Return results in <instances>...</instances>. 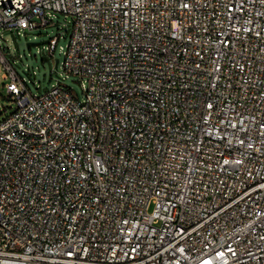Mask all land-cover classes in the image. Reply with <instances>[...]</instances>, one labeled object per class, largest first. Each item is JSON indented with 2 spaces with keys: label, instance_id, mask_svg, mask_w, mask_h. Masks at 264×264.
I'll return each mask as SVG.
<instances>
[{
  "label": "built area",
  "instance_id": "1",
  "mask_svg": "<svg viewBox=\"0 0 264 264\" xmlns=\"http://www.w3.org/2000/svg\"><path fill=\"white\" fill-rule=\"evenodd\" d=\"M54 13L85 97L5 65L0 264H264V0H0V38Z\"/></svg>",
  "mask_w": 264,
  "mask_h": 264
},
{
  "label": "rangeland",
  "instance_id": "2",
  "mask_svg": "<svg viewBox=\"0 0 264 264\" xmlns=\"http://www.w3.org/2000/svg\"><path fill=\"white\" fill-rule=\"evenodd\" d=\"M70 17L54 13L53 25L26 31L22 35L13 32H3L0 38L2 53L5 55V64L0 63V122L4 121L15 111V103L8 96L5 84V65L11 64L22 77L28 90L33 95H41L54 85L61 83L68 86L80 100L85 97L82 78L69 74L64 68L65 50L69 43ZM69 25V29L66 27ZM59 37L57 50L51 55L46 47L51 40Z\"/></svg>",
  "mask_w": 264,
  "mask_h": 264
}]
</instances>
